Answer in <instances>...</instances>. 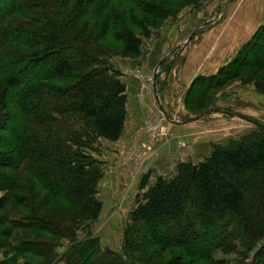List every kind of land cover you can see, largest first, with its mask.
<instances>
[{
	"label": "rangeland",
	"instance_id": "rangeland-1",
	"mask_svg": "<svg viewBox=\"0 0 264 264\" xmlns=\"http://www.w3.org/2000/svg\"><path fill=\"white\" fill-rule=\"evenodd\" d=\"M77 2L78 0H74L70 5L76 7ZM104 2L105 0H95L72 29L69 26L71 23H67L75 10H50L53 15L45 16V20L56 26L60 39L64 38L66 43L82 47L81 50L90 56L88 61L98 60L68 73L60 84L64 86L75 82L91 68H97L98 71L106 69L110 75L125 84L127 103L132 96L127 93L129 83L134 79L137 82L146 81L145 93L151 110V117L146 124L148 127L141 136L134 134L128 146L122 147L119 145L122 132L117 139H110L97 133L82 112L75 111L55 114V119L45 122V126L42 125L39 131L30 132L41 143L48 133L60 136L70 147L69 159L72 166L98 170L93 198L98 201L100 209L93 220L81 219L82 223L78 227L69 225L78 215L74 214L71 219L69 215L66 216L64 211L71 207L62 199L50 198L49 204L43 206L46 192L30 188L31 173L22 170L23 163L18 165L19 171L0 168V178L4 172H17L14 179L25 184V187L21 185L23 189H8L0 181V264H63L70 247L69 237L64 236V227L67 225L77 227L75 234L79 239H84L86 235L97 238L96 244L102 250L129 252L138 264H162L167 257L181 253V249L169 248L159 259L150 261L148 256L157 246L141 251H126L127 238L137 231L136 225L131 221V213L148 187L159 177L169 179L178 175L182 163L193 165L204 160L217 145H231L246 137H259L263 134L260 124L264 126V67L256 69L253 65H247L239 69L238 76L234 74L236 66L244 58H254L256 53V56H263L264 59V48L259 47L264 44V39L258 38L257 48L247 47L244 53L219 67L215 73L199 75L200 84L193 92L174 84L176 76L170 72L182 61L184 45L193 41L204 29L197 28L205 20L200 12L204 11L211 17L209 10H215L212 21L217 22L221 10H254L252 0L185 1L179 7L166 3L164 10H155L158 14L155 18L133 10H120L115 0L108 4ZM102 5L105 7L101 8ZM28 11L35 12L36 15L40 12L38 9L18 10L11 15L10 22L15 25L27 22L23 14ZM105 17L109 22L108 31L103 37H99L100 23ZM124 27L132 29L140 38L139 54H129L117 40L116 34ZM40 28H45V25H40ZM17 33L19 38H32L21 29ZM32 40L38 43L41 38L37 35ZM22 43L9 41L0 48V60L7 64L12 62L9 69L16 66L23 57L34 58L49 54L52 50H66L59 43L51 48L45 43L29 46ZM69 54L73 55L72 52ZM74 56L81 61L85 60V56L80 53H75ZM50 66L51 64L48 65ZM220 68L222 69L219 71ZM132 90L131 84L128 92ZM1 100L0 122L7 127L0 134L9 138L14 136L13 129L17 124L18 114L12 106L11 97L5 100L4 95ZM11 148H0V152ZM22 199V207L16 206V202ZM95 199L83 198L78 204L87 201L94 204ZM50 212L57 213L62 221L58 233L61 236L34 228L24 229L31 215V222L38 225L34 219H48ZM61 214L64 216L61 217ZM43 219H39V223ZM27 238L33 239L35 248L46 251L45 256L36 258L30 253L19 251L29 244L30 241H24ZM261 245L262 240H258L246 259L237 261L235 255L231 256L235 259L231 261L232 264H252ZM202 263L203 261H199L196 264Z\"/></svg>",
	"mask_w": 264,
	"mask_h": 264
},
{
	"label": "trees",
	"instance_id": "trees-1",
	"mask_svg": "<svg viewBox=\"0 0 264 264\" xmlns=\"http://www.w3.org/2000/svg\"><path fill=\"white\" fill-rule=\"evenodd\" d=\"M73 1L0 0V48L10 41L19 44L24 42L28 46L45 43L49 48L59 43L66 49L52 50L49 54L34 58L23 57L11 69L9 66L12 62L7 64L0 60V105L4 95L5 100L11 97L12 106L18 114L14 136L4 138L0 134V148L12 147L0 152V168L19 171L18 165L23 163L22 170L31 173L30 188L46 192L43 206L49 204L50 198L64 200L71 207L64 211L65 215H69L70 219L74 214L78 215L69 225L78 227L82 223L81 219L89 221L98 215L100 205L93 198L98 170L72 166L70 147L60 136L48 133L41 143L30 132L39 131L45 122L55 119V114L80 111L97 133L117 139L126 118L127 96L125 84L106 69L98 71L97 68H91L75 82L64 86L60 84L68 73L98 62L88 61L90 56L79 45L68 44L64 38L60 39L56 26L45 20L47 14L53 15L50 10H75L67 23H71L69 26L72 29L95 0H78L76 7L70 5ZM110 1L113 0H105L104 4ZM115 1L120 10H133L155 18L158 16L155 10H164L166 3L179 7L185 1L193 3L197 0ZM34 9L40 10L38 15L31 11L23 14L27 22L15 25L9 20L18 10ZM42 24L46 29L40 28ZM108 25V18L105 17L100 23L99 37L107 33ZM18 29L32 38L39 35L40 42H33L32 38H19ZM116 38L129 54L140 53L141 40L132 29L122 28ZM258 38L264 39V24L241 46L233 61L247 47L257 48ZM259 47L264 48V44ZM75 53L85 56V60L76 59ZM254 55V58L247 57L239 62L234 76H238L239 69L247 65H253L256 69L264 67L263 56ZM200 81V77L194 80L191 92L199 86ZM6 127L0 122V131L3 132ZM260 128L263 134L259 137H246L231 145H217L208 157L197 164H180L175 177L157 178L131 213V221L137 231L127 238L126 251H141L157 246L148 256L150 261L159 259L169 248H180L181 253L167 257L162 264H196L199 261H203L202 264H232V260L246 259L256 242L262 240L252 264H264V126L260 124ZM16 173L1 174L0 181L6 188L25 187L24 183L20 184L14 179ZM83 198L95 199L96 202L90 204L87 201L79 205L78 202ZM22 202L23 199L18 200L16 206L22 207ZM32 217L24 229L34 228L53 235L60 232L59 224L62 221L57 213L50 212L48 219L39 218L43 219L40 223L35 218L38 225L31 222ZM76 226L64 227V236L69 237L70 247L63 264L139 263L129 252L117 253L98 248L97 238L88 235L84 239L77 238ZM24 241L30 242L19 251L30 253L36 258L45 256L46 251L33 246L36 245L33 239Z\"/></svg>",
	"mask_w": 264,
	"mask_h": 264
},
{
	"label": "crops",
	"instance_id": "crops-1",
	"mask_svg": "<svg viewBox=\"0 0 264 264\" xmlns=\"http://www.w3.org/2000/svg\"><path fill=\"white\" fill-rule=\"evenodd\" d=\"M252 2L254 10H221L217 22L212 21L215 10H209L211 17L204 11L200 12L205 20L197 25V28L204 29L193 41L184 45L182 61L170 71L176 76L174 84L180 85L183 90L190 89L199 75L215 73L219 67L237 55L241 46L250 40L264 23V0ZM131 84L133 90L128 92ZM131 84L127 86V93L132 96L126 103L127 113L119 142L122 147L128 146L134 134H143L151 117L148 96L145 93L146 81L137 82L134 79ZM152 88L154 89V86Z\"/></svg>",
	"mask_w": 264,
	"mask_h": 264
},
{
	"label": "water",
	"instance_id": "water-1",
	"mask_svg": "<svg viewBox=\"0 0 264 264\" xmlns=\"http://www.w3.org/2000/svg\"><path fill=\"white\" fill-rule=\"evenodd\" d=\"M161 62V61H160ZM244 117H246V116H244Z\"/></svg>",
	"mask_w": 264,
	"mask_h": 264
}]
</instances>
